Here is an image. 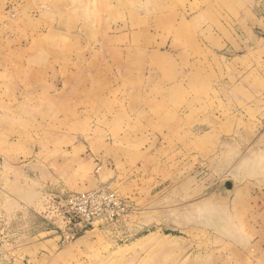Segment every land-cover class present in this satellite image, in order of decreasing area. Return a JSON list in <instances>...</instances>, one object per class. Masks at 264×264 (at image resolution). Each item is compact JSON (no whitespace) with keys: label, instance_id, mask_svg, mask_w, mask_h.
I'll return each mask as SVG.
<instances>
[{"label":"rangeland","instance_id":"rangeland-1","mask_svg":"<svg viewBox=\"0 0 264 264\" xmlns=\"http://www.w3.org/2000/svg\"><path fill=\"white\" fill-rule=\"evenodd\" d=\"M0 264H264V0H0Z\"/></svg>","mask_w":264,"mask_h":264},{"label":"built area","instance_id":"built-area-1","mask_svg":"<svg viewBox=\"0 0 264 264\" xmlns=\"http://www.w3.org/2000/svg\"><path fill=\"white\" fill-rule=\"evenodd\" d=\"M50 213L61 219L57 226L63 242L96 228H105L132 211L128 198L119 195L109 185L69 193L65 199L51 198Z\"/></svg>","mask_w":264,"mask_h":264}]
</instances>
